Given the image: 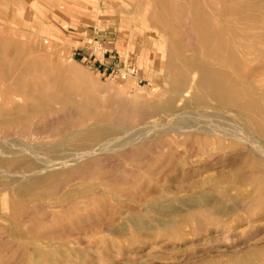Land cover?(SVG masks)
I'll list each match as a JSON object with an SVG mask.
<instances>
[{
  "label": "rangeland",
  "instance_id": "rangeland-1",
  "mask_svg": "<svg viewBox=\"0 0 264 264\" xmlns=\"http://www.w3.org/2000/svg\"><path fill=\"white\" fill-rule=\"evenodd\" d=\"M41 1L0 0V264H264V190L248 211L236 209L235 202L249 187L211 189L212 179L225 185L235 179L234 166L251 151L245 133L243 142H225L223 152L215 141L201 151L192 134L182 133L181 122V130L174 124L176 116L150 118L153 104L167 96L170 54H190L202 45L197 17L207 15L228 47L251 51L253 65L261 61L264 0H175V7L174 0ZM173 7H179L177 14ZM2 56L16 62L6 64ZM5 64L32 72L19 75L33 83L31 91L22 88V96L15 93L19 103L3 86ZM256 80L264 83V72ZM21 111L28 114L4 125V114ZM93 121L108 124L113 135L104 142L70 138L79 128H92ZM119 123L129 131H120ZM141 126L168 145L158 141L135 150L127 137ZM175 126L180 133H173ZM165 128L172 131L160 138L157 130ZM91 148L101 151L85 159L81 154ZM10 159L18 161L10 165ZM51 172L58 173L48 183ZM39 179L41 196H19L24 183Z\"/></svg>",
  "mask_w": 264,
  "mask_h": 264
},
{
  "label": "bare ground",
  "instance_id": "bare-ground-1",
  "mask_svg": "<svg viewBox=\"0 0 264 264\" xmlns=\"http://www.w3.org/2000/svg\"><path fill=\"white\" fill-rule=\"evenodd\" d=\"M20 0H18L17 3H19ZM41 1V0H40ZM81 1V0H80ZM112 1V0H111ZM173 1V0H172ZM171 1V3H172ZM182 1V0H181ZM42 2V1H41ZM85 2V1H84ZM113 2V1H112ZM146 2V1H145ZM184 2V1H183ZM153 3V2H152ZM174 7L176 6L175 0L173 1ZM182 3V2H181ZM190 3V2H189ZM117 4V3H116ZM113 3V5L109 4V6H117ZM252 4V3H251ZM20 5V4H19ZM21 5L23 6L22 2ZM20 5V6H21ZM145 5V4H144ZM141 5V6H144ZM147 5V3H146ZM178 5V4H177ZM21 6V7H22ZM180 6V5H179ZM187 6V5H186ZM192 6V4H191ZM213 6V5H212ZM50 7V6H49ZM54 7V6H53ZM150 6H148L149 9ZM175 11L177 8H175ZM181 7V6H180ZM261 7V6H260ZM258 7V8H260ZM33 8V7H32ZM111 8V7H110ZM114 8V7H112ZM187 8V7H186ZM225 8V7H224ZM23 10V8H21ZM156 8H154L155 10ZM115 10V9H114ZM117 10V9H116ZM147 10V6L146 9ZM150 10V9H149ZM26 11V10H25ZM140 11V9H139ZM156 11V10H155ZM153 11V12H155ZM259 11V10H258ZM28 12V11H27ZM33 12V11H32ZM176 13V11H175ZM30 14V13H29ZM34 14V12H33ZM177 14V13H176ZM193 14V13H192ZM196 15V13H194ZM35 16L37 14H34ZM137 15V14H136ZM135 15V16H136ZM210 15V14H209ZM153 16V15H152ZM194 16V15H192ZM138 16H136L137 18ZM150 17V16H149ZM221 17V16H219ZM234 17V16H233ZM45 18V17H44ZM193 18V17H192ZM195 18V17H194ZM33 19V17H32ZM188 19H190L188 17ZM240 19V18H239ZM35 20V19H34ZM44 20V19H43ZM139 20V19H138ZM194 20V19H193ZM198 22L197 26L200 27L201 34L199 35V40L201 41L202 45L204 44L205 48H201V46L198 44V48L194 47L193 50H190V54L188 53H171L169 56V60L167 61V68L169 71L168 76L165 78V87H168L167 90V96L164 99L159 100V102H156L153 104V110L150 111V118H159L162 117L161 115L165 117L173 118L175 117V123L177 125L179 122L182 124L181 126L177 127L180 129L182 128V133L186 134H192L191 138L193 139V142L199 147V150H203L204 147L207 145V143L210 142H216L215 145H217V148L219 152H223L224 149L227 147L225 146V142L228 144H235L236 142H243L241 140L242 135L241 133H245L244 136V142H248V146L251 148V151L249 152V155H246L245 157H242V159L239 161L238 164H234V172H235V179L232 180L231 185H225L223 182L218 181H212L211 189L218 193H224L230 189L233 188H240V187H249L246 195L239 201L235 202L236 209H245V210H251V208L255 207L254 204L258 202V200L255 197V194L259 189L264 190V112L262 109V105L264 104V83L261 81L256 80L255 77L258 75L263 74L264 68V52L261 53V61L256 62L254 65L252 64V59L250 58L251 51L245 50L242 48H231L228 47L229 45L226 44L227 40L225 41L223 34L216 31V27L213 26L211 23L210 18L205 15L201 16L199 19L197 17L196 19ZM263 20V19H262ZM37 21H39L37 19ZM50 21V20H49ZM215 21V20H214ZM261 21V20H259ZM263 22V21H262ZM31 24V22H30ZM36 26V23H32ZM38 24V23H37ZM148 24V23H147ZM159 24V23H157ZM191 24H194L191 22ZM216 25V24H215ZM145 26V24H144ZM194 26V25H193ZM195 26V27H197ZM218 26V25H217ZM226 26V25H225ZM32 27V26H31ZM148 27V26H147ZM146 27V28H147ZM215 29H214V28ZM39 28V26L35 27ZM151 28V27H148ZM153 28V27H152ZM218 28V27H217ZM31 29V28H30ZM36 29V30H37ZM195 29V28H194ZM193 29V30H194ZM20 30V29H19ZM33 30V29H32ZM35 30V29H34ZM155 30V29H154ZM153 30V31H154ZM199 30V29H198ZM233 30V29H232ZM38 31V30H37ZM148 31V30H147ZM152 31V32H153ZM19 32V31H18ZM17 32V33H18ZM156 32V31H155ZM10 33V31L8 32ZM16 33V34H17ZM35 33H37L35 31ZM199 33V32H198ZM12 36L13 34L10 33ZM16 34L14 36H16ZM19 34V33H18ZM157 34V32H156ZM29 35V34H28ZM33 33H31V36ZM8 36V35H7ZM26 36V35H25ZM30 36V37H31ZM20 37V35H19ZM159 38V36H157ZM227 37V36H226ZM26 38V37H25ZM165 38V37H164ZM163 38V39H164ZM162 38H159L161 40ZM166 39V38H165ZM212 39H216L219 42V46L215 47L213 46V42L211 43ZM7 39H5L6 41ZM12 40V39H10ZM27 40V39H26ZM167 40V39H166ZM9 41V39L7 40ZM14 41V40H13ZM30 41V40H29ZM217 42V41H215ZM5 43V42H4ZM21 43V42H20ZM27 43V42H26ZM155 44L154 42H152ZM6 44V43H5ZM177 44V43H176ZM197 44V43H196ZM232 45V42L230 43ZM236 44V43H235ZM261 44V43H260ZM3 44H1L2 46ZM24 45V43H23ZM28 45V44H27ZM31 45V44H30ZM162 45V44H161ZM234 45V42H233ZM4 46V45H3ZM2 46V47H3ZM32 46V45H31ZM30 46V47H31ZM153 47H156L152 45ZM160 46V45H159ZM255 47V45H253ZM203 47V46H202ZM9 48V47H8ZM160 48V47H159ZM32 49V48H31ZM3 50H5L3 48ZM2 50V51H3ZM161 50V49H160ZM16 51V50H15ZM157 51V50H156ZM155 51V52H156ZM161 52V51H160ZM164 52V51H163ZM18 53V50L17 52ZM35 52H33L34 54ZM1 54V53H0ZM4 56V51L2 53ZM14 54V53H13ZM157 54V53H156ZM16 55V54H15ZM37 55V54H36ZM38 55H40L38 53ZM164 55V54H163ZM2 56V60L3 57ZM11 55L10 57H12ZM31 56V55H30ZM162 56V54H161ZM250 56V57H249ZM28 56H26L27 58ZM164 57V56H163ZM7 58V57H6ZM32 58V56H31ZM162 58V57H161ZM5 59V57H4ZM16 59V58H15ZM35 59V58H34ZM42 59H44L42 57ZM164 58H162L163 60ZM32 60V59H31ZM30 60V61H31ZM4 62H7L6 64H9L8 62L14 61V60H3ZM26 61V60H25ZM34 61V60H32ZM31 61V62H32ZM37 61V60H36ZM39 61V60H38ZM1 62V60H0ZM16 62V61H14ZM44 60L41 61L43 64ZM3 63V62H1ZM27 63V62H24ZM5 64V65H6ZM13 64V63H12ZM45 64V63H44ZM3 65V64H2ZM33 65V64H32ZM38 65V62H37ZM41 65V64H40ZM39 65V66H40ZM46 65V64H45ZM152 65V63H151ZM4 66V65H3ZM9 66V65H8ZM30 67L31 64H29ZM47 66V65H46ZM12 67V66H11ZM6 65V70H4V78H6L7 83H5L3 86L5 89H7L8 96L13 99L14 102L19 103L20 96H22V90L26 89V87H29V85H33L32 82L30 84L27 82H24L23 79L19 77V75L24 74H30L29 70L26 68H22L20 66H17L16 68H11ZM29 67V68H30ZM1 68V67H0ZM34 69V68H31ZM150 69V68H149ZM41 70V71H40ZM43 68L41 69L39 67V71L42 72ZM262 70V71H261ZM1 71V70H0ZM33 71V70H31ZM155 72V71H154ZM43 73V72H42ZM40 73V75H42ZM37 74V73H35ZM34 74V75H35ZM155 74V73H153ZM153 74H151L153 76ZM33 74H31L32 76ZM33 75V76H34ZM44 75V74H43ZM80 75V74H79ZM2 76V75H1ZM38 77V74L36 75ZM46 76V75H45ZM82 76V75H81ZM155 76V75H154ZM3 77V76H2ZM28 77V76H26ZM36 77V78H37ZM40 78V76L38 77ZM45 77L41 76V79ZM46 81V79H45ZM3 82V81H2ZM168 86H167V84ZM3 84V83H2ZM1 84V85H2ZM26 84V85H25ZM163 85V84H162ZM25 89H22V88ZM44 88V87H43ZM48 88V87H46ZM2 87L0 90L2 91ZM27 90H30V87L27 88ZM45 90V91H44ZM42 92H46V89H44ZM34 91V90H33ZM15 93L20 94L17 95ZM26 93V92H25ZM28 93V92H27ZM32 93V92H31ZM36 93V91H35ZM157 93V92H156ZM161 94V92H159ZM158 93V95H159ZM47 94V93H45ZM30 95V93H29ZM34 94H31V96ZM30 96V97H31ZM162 95H159L160 97ZM165 96V95H164ZM27 97V96H26ZM33 97V96H32ZM48 96H45V98ZM152 97V96H151ZM156 97V98H158ZM20 98V99H19ZM149 98V97H148ZM161 98V97H160ZM48 99V98H47ZM46 99V100H47ZM155 99V98H154ZM18 100V101H16ZM157 100V101H158ZM27 101V100H26ZM51 100H49L50 102ZM27 103V102H26ZM25 103V104H26ZM14 104V103H12ZM16 104V103H15ZM24 104V105H25ZM11 106V105H10ZM20 104L16 105V107ZM34 106V105H32ZM18 107V108H19ZM23 107V106H21ZM28 107V106H27ZM35 107V106H34ZM43 107V106H42ZM12 108V107H11ZM15 108V107H14ZM13 108V110H14ZM38 108V107H36ZM41 108V107H40ZM39 108V109H40ZM46 108V107H44ZM21 109H19L20 111ZM18 111V109L16 110ZM31 111V110H30ZM34 111V110H33ZM37 112V110H35ZM26 111H24L25 113ZM28 112V111H27ZM39 112V110H38ZM23 111L17 112L13 115L4 114L3 117L8 115V118H5L2 120L4 125H9L11 123L18 122L22 117H24L25 114H22ZM34 113V112H33ZM32 114V112H31ZM29 114V115H31ZM38 114V113H37ZM35 114V115H37ZM178 114V115H177ZM186 114V115H185ZM2 117V114H0ZM182 115H185V117H181ZM34 116V115H33ZM32 116V117H33ZM38 116V115H37ZM30 117V116H29ZM164 117V118H165ZM207 120V122H203V119ZM36 118V117H35ZM34 118V119H35ZM145 118V117H144ZM197 118V119H195ZM203 118V119H202ZM24 120V118H23ZM28 123H30L29 118L26 119ZM127 120V119H126ZM210 120V121H209ZM22 121V120H21ZM32 121V120H31ZM172 121V120H171ZM24 122V121H23ZM169 122V121H168ZM177 122V123H176ZM184 123V124H183ZM118 124V123H117ZM123 124V123H122ZM165 124V123H163ZM162 124V125H163ZM106 123L101 122H94L90 125L92 128H88L86 126L85 128H79L76 131L72 132V136L70 138L72 140H75L76 142L80 141H105L106 138H110V136L113 135L114 131L107 126ZM139 125V124H138ZM1 126V125H0ZM89 126V127H90ZM152 126V125H151ZM167 126V125H166ZM171 127L173 125H170ZM3 127V126H2ZM11 126H8V128ZM117 127V126H116ZM118 127L121 128L120 131L128 130V127H123L120 123ZM142 127V126H141ZM165 127V126H164ZM168 127V126H167ZM4 128V127H3ZM15 129V127H13ZM12 128V129H13ZM147 127H142L140 131L137 133H133L134 135L128 136L127 139L129 140V143H132L133 145H136L135 150H139L141 147L145 145H153L154 143L160 141L159 138L155 139L151 134H145L143 132L144 129ZM149 128V127H148ZM169 128V127H168ZM166 129H158L157 132L160 131V134L158 135L160 138L164 135H167V133L172 130L175 134L180 133L179 129L177 130L176 126L174 129L170 128V130ZM116 129V128H115ZM124 129V130H122ZM136 129V128H135ZM11 129H9L10 131ZM118 130V129H117ZM154 130V129H149ZM181 130V129H180ZM7 131V130H6ZM7 131V132H9ZM12 131V130H11ZM129 131V130H128ZM148 131V130H147ZM156 131V129H155ZM154 131V132H155ZM178 131V132H177ZM18 132V131H17ZM177 132V133H176ZM152 133V132H151ZM11 134V133H8ZM7 135V134H6ZM125 135V134H124ZM170 135V134H169ZM244 135V134H243ZM12 136V135H9ZM16 136V135H15ZM13 135V137H15ZM126 137V136H125ZM153 137V138H152ZM118 138V137H117ZM116 138V139H117ZM124 138V137H123ZM69 139V138H68ZM174 139V138H173ZM182 139V138H180ZM185 139V138H184ZM183 139V141H184ZM118 140V139H117ZM116 140V141H117ZM176 140V139H175ZM178 140V139H177ZM5 141V140H4ZM68 141V140H67ZM103 141V142H104ZM179 141V140H178ZM69 142V141H68ZM125 142V140L123 141ZM107 143V142H106ZM160 145L166 146L168 145V141L164 143L163 141H160ZM178 143V142H177ZM182 143V142H181ZM185 143V142H184ZM190 143V142H189ZM102 144V143H101ZM179 144V143H178ZM214 144V143H213ZM127 145V144H126ZM245 145V144H244ZM62 146V145H61ZM99 148L100 144L97 145ZM120 147V146H119ZM123 147V146H122ZM196 147V146H195ZM248 147V148H249ZM96 148V146H95ZM86 149V148H85ZM84 149V150H85ZM88 149V148H87ZM102 149V148H99ZM229 149V148H228ZM73 150V149H72ZM78 150V149H77ZM218 150H216L218 152ZM237 150V149H236ZM235 150V151H236ZM242 150V149H241ZM75 151V150H74ZM82 150H80L81 152ZM101 151V150H100ZM100 151L95 150L94 148L89 149L88 151H84L81 155H84L85 159H89L90 157H95L98 155V152ZM103 151V150H102ZM120 151V150H119ZM127 151V150H126ZM66 152V151H65ZM71 152V151H70ZM80 152L78 150L77 153ZM83 152V151H82ZM240 152V151H238ZM17 153V152H16ZM63 153V152H62ZM75 153V152H74ZM75 153V154H77ZM216 153V152H215ZM246 153V152H245ZM73 154V153H72ZM74 154V156H75ZM224 154V153H223ZM231 154V153H230ZM233 154V153H232ZM231 154V155H232ZM64 155V154H63ZM100 155V154H99ZM130 154L122 153L121 156H129ZM226 155V154H225ZM236 155V154H234ZM233 155V156H234ZM239 155V153H238ZM242 155V154H241ZM37 155L36 157H38ZM57 156V155H56ZM78 155H76L75 158H77ZM222 156V155H221ZM243 156V155H242ZM251 156V158L257 159L259 164H254V162H251L248 157ZM60 157V156H59ZM63 157V156H62ZM79 157V156H78ZM235 157V156H234ZM83 158V157H82ZM96 158V157H95ZM220 158V157H219ZM228 158V156H227ZM74 159V158H72ZM78 159V158H77ZM80 159V158H79ZM221 159V158H220ZM236 159V158H234ZM71 160V159H70ZM75 160V159H74ZM81 160V159H80ZM231 159H229L230 161ZM18 159H10L7 160L10 165L16 164ZM63 161V160H62ZM68 161V160H67ZM73 161V160H72ZM214 161V160H213ZM216 161V160H215ZM228 161V162H229ZM235 161V160H233ZM75 162V161H74ZM217 163V162H216ZM220 162L219 164H221ZM224 163V162H223ZM222 163V164H223ZM237 163V162H235ZM73 164V163H72ZM214 164V163H213ZM218 164V165H219ZM44 165V164H43ZM46 165V164H45ZM63 165V163H62ZM65 165V164H64ZM217 165V166H218ZM50 166V165H49ZM45 167V166H44ZM210 167V166H209ZM211 168V167H210ZM213 168V167H212ZM229 168V167H228ZM227 169V168H225ZM206 170V169H205ZM231 170V169H230ZM4 171V170H3ZM41 171V170H39ZM43 171V170H42ZM208 171V170H207ZM210 171V170H209ZM224 171V170H223ZM233 171V170H232ZM1 172V171H0ZM6 172V171H4ZM218 172V171H217ZM222 172V170L220 171ZM230 172V171H229ZM2 173V172H1ZM58 172H51L48 173L45 181H48L50 183L54 177L56 176ZM206 173V171H205ZM208 173V172H207ZM206 173V175H207ZM215 173V172H214ZM228 173V172H227ZM210 173V176H213L215 174ZM223 174V173H222ZM231 174V173H230ZM233 174V172H232ZM229 175V176H232ZM9 176V175H8ZM226 176V175H225ZM217 177V176H216ZM214 178V177H212ZM228 178V177H226ZM219 179V178H218ZM217 180V178H216ZM223 180V179H222ZM227 180V179H226ZM229 181V180H228ZM258 181V186L256 185V182ZM43 180L39 179L34 182L28 181L26 187L23 190H20L19 196L27 199H34L37 196H41L43 192H40L41 190L38 188L42 186ZM207 183V182H206ZM204 184V183H203ZM182 186V185H181ZM12 187V186H11ZM1 188V187H0ZM9 188V187H8ZM179 188V187H178ZM196 188V187H195ZM6 189V188H5ZM156 189V188H155ZM210 190V191H213ZM235 190V189H234ZM233 190V191H234ZM261 191V190H260ZM157 192V190H156ZM209 192V191H208ZM215 192V193H216ZM231 192V191H230ZM164 193V192H163ZM160 194V197L162 194ZM260 193V192H258ZM257 193V195H259ZM263 193V192H262ZM3 195V194H2ZM231 195V194H230ZM258 197V196H257ZM156 198V197H155ZM154 198V199H155ZM259 198V197H258ZM158 199V198H157ZM192 200V199H191ZM262 200V199H261ZM202 201V200H201ZM207 201V200H206ZM189 202V201H188ZM198 202V201H197ZM204 202V201H203ZM172 203V202H171ZM218 204H221L217 202ZM173 204V203H172ZM193 204V202H192ZM199 204V203H198ZM201 204V203H200ZM205 204V203H204ZM169 205V204H168ZM189 205V204H188ZM206 205V204H205ZM211 205V204H210ZM224 205V204H223ZM226 205V204H225ZM224 205V206H225ZM162 206V205H161ZM174 206V205H173ZM192 206V205H190ZM198 206V205H197ZM155 207V206H154ZM164 207V206H163ZM175 207V206H174ZM201 207V206H200ZM220 207V206H219ZM257 207V206H256ZM150 208V207H149ZM153 208V206L151 207ZM195 208V207H194ZM206 208V207H205ZM231 208V207H230ZM129 209V208H128ZM159 209V207H158ZM173 209V208H172ZM175 209V208H174ZM165 210V209H164ZM204 210V209H203ZM202 210V211H203ZM157 211V210H156ZM162 211V210H161ZM204 212V211H203ZM228 211H226L227 213ZM231 212V211H230ZM234 212V211H233ZM217 213V212H216ZM222 213V211H221ZM219 214V213H218ZM230 214V213H229ZM220 215V214H219ZM223 215V214H221ZM226 215V214H225ZM233 215V214H232ZM195 217V216H194ZM251 219V218H250ZM251 222V220H249ZM249 222V223H250ZM252 223V222H251ZM36 245V244H35ZM39 245V244H37ZM34 246V245H33ZM44 248V247H43ZM35 251V250H34ZM33 250L32 252L35 253ZM38 253V252H37ZM231 264V263H230Z\"/></svg>",
  "mask_w": 264,
  "mask_h": 264
},
{
  "label": "crops",
  "instance_id": "crops-1",
  "mask_svg": "<svg viewBox=\"0 0 264 264\" xmlns=\"http://www.w3.org/2000/svg\"><path fill=\"white\" fill-rule=\"evenodd\" d=\"M103 59H104V57L102 56L100 60L103 61Z\"/></svg>",
  "mask_w": 264,
  "mask_h": 264
}]
</instances>
